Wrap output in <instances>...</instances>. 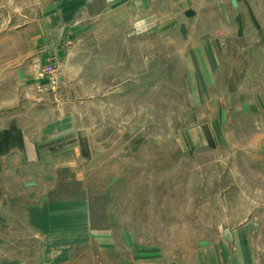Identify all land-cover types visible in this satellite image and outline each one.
Wrapping results in <instances>:
<instances>
[{
	"label": "rangeland",
	"instance_id": "374dc122",
	"mask_svg": "<svg viewBox=\"0 0 264 264\" xmlns=\"http://www.w3.org/2000/svg\"><path fill=\"white\" fill-rule=\"evenodd\" d=\"M8 30L0 132L42 151L0 153V264H264V0H0Z\"/></svg>",
	"mask_w": 264,
	"mask_h": 264
},
{
	"label": "crops",
	"instance_id": "0c3cea01",
	"mask_svg": "<svg viewBox=\"0 0 264 264\" xmlns=\"http://www.w3.org/2000/svg\"><path fill=\"white\" fill-rule=\"evenodd\" d=\"M11 31H0V42H5L8 38L12 37ZM37 38V36H36ZM7 51V50H6ZM9 57L5 52V55H0V57ZM3 59L0 61V80L4 79V75L10 74L12 72L25 73L27 71L29 74L32 70L31 67H22L17 69H12L9 65L3 64ZM32 75V74H31ZM31 75L28 79H31ZM42 146L36 140H30L25 138L23 135L19 134L16 127H9V129L0 132V153H39L42 151Z\"/></svg>",
	"mask_w": 264,
	"mask_h": 264
}]
</instances>
